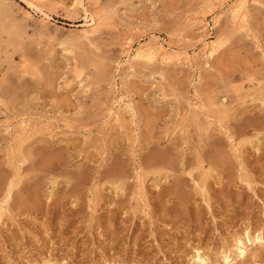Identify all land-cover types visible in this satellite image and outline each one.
<instances>
[{"label":"rangeland","instance_id":"374dc122","mask_svg":"<svg viewBox=\"0 0 264 264\" xmlns=\"http://www.w3.org/2000/svg\"><path fill=\"white\" fill-rule=\"evenodd\" d=\"M27 1L2 0L0 264H264V0H81L88 39L77 0Z\"/></svg>","mask_w":264,"mask_h":264},{"label":"bare ground","instance_id":"6f19581e","mask_svg":"<svg viewBox=\"0 0 264 264\" xmlns=\"http://www.w3.org/2000/svg\"><path fill=\"white\" fill-rule=\"evenodd\" d=\"M41 1V0H40ZM241 1V0H240ZM246 0H244V2H245ZM25 2V1H24ZM212 3H210V5L209 6H207V9H209V10H214V8H216L215 7V5L217 4V3H219V2H222V0H212L211 1ZM243 2V4H240V5H235V3H234V5L235 6H233V7H231L230 9L232 10H230L231 11V14H232V16H233V18L234 19H236V22H237V18H239L241 15H242V9L244 8V6H245V3ZM223 3V2H222ZM27 4L30 6V8H33V9H35L39 14H41V16H44V18L41 20V21H46V20H48L49 19V16L45 13V12H43V10H42V8H41V6L39 5L38 6V0H29V1H27ZM220 4V3H219ZM6 6V4H3V2H2V0H0V30L1 31H3V32H5V33H7L8 34V36H9V45H14V44H16V43H18L19 42V40H20V37H21V34H20V30L17 28V26L15 25V23L14 24H11L10 26H8L7 24H6V20H7V10H6V8H5V6ZM77 5L79 6V7H81L82 8V11H83V13H84V21H85V25L83 26V30L82 31H80L81 33H82V35L80 36L81 38H85V39H88L90 36H92L94 33H96L97 32V30L99 29V27H101V25H100V23L101 24H103L102 23V21L100 22V19H101V17H102V15H101V12L102 11H100L99 10V8H97V9H95L93 12H92V10H88L87 9V7H85L84 6V4H83V2L81 1V0H77ZM90 5V4H89ZM96 5V4H95ZM94 6V5H93ZM217 6V5H216ZM99 7V6H98ZM103 8V7H102ZM108 9V8H107ZM244 10V9H243ZM245 11V10H244ZM213 12V11H212ZM103 13V12H102ZM245 13V12H244ZM106 14V13H105ZM210 14V12L208 11L207 13H203L202 14V16H198V17H196V18H194L192 21H193V23H191L190 25L191 26H199V25H202L203 23H205V18L208 16V15ZM244 15V14H243ZM242 15V16H243ZM246 15V14H245ZM242 16H241V18H242ZM105 17V16H104ZM106 17H107V14H106ZM106 17H105V20L107 21L108 20V17H107V19H106ZM244 17V16H243ZM193 18V17H192ZM241 18H239V19H241ZM245 18V17H244ZM244 20V19H243ZM104 21V20H103ZM188 21V20H187ZM191 21V20H190ZM189 21V22H190ZM215 21V22H214ZM213 21V24H214V26L215 25H217V23H218V19H216V20H214ZM105 23V22H104ZM206 24V23H205ZM108 26V25H107ZM205 25H202V27H200V28H198L199 30H201L203 27H204ZM193 27H190V28H193ZM102 28V27H101ZM194 29H197V27L196 28H194ZM197 29V30H198ZM205 29V28H204ZM241 29V28H240ZM196 30V31H197ZM194 31V30H193ZM204 31V30H203ZM249 31V30H248ZM79 32V33H80ZM201 32H202V30H201ZM140 34V33H139ZM201 37H203V36H201ZM81 38H80V40H81ZM218 38V37H217ZM68 39H69V37H68ZM72 39H73V37H72ZM218 39H220V38H218ZM8 40V39H7ZM80 40L78 41L79 43H80ZM64 42L63 43H65V44H68V45H74L75 43L74 42H72V41H69L68 43H66V41L65 40H63ZM224 41V40H223ZM223 41H220V42H222V44L220 43V42H218V40L217 41H213L211 44H205L204 46V51L206 50V58H208V59H210L219 49H220V47L221 46H223ZM62 43V44H63ZM64 44V45H65ZM78 44V43H77ZM131 42H130V40L127 38V46H128V48H130L131 47ZM7 45H8V43H7ZM66 46V45H65ZM72 47V46H71ZM75 47V46H74ZM73 48V47H72ZM69 49H71V48H69ZM158 50H160V49H158ZM167 51V50H166ZM157 51H154L152 48H150L149 46L147 47V48H141V49H139V50H137L136 51V53H135V55H134V57H132L133 58V60H142L143 62L145 61V62H152L153 61V59L156 57V55H157V53H156ZM170 54V53H169ZM204 54V53H203ZM202 54V55H203ZM165 57H164V56ZM162 55V57L161 58H163L162 60L163 61H167V60H174V61H177V62H179L181 59H182V57H183V55H184V59H183V61L184 62H189V61H191L192 60V57L191 56H189L188 55V53L185 51V52H183L182 51V53H180V54H173V55H171L170 54V56H168L167 57V53H165V54H163ZM201 55V56H202ZM208 59H207V61H208ZM207 65V64H206ZM249 94H250V92H249ZM253 95V94H252ZM259 100V99H258ZM215 110V109H214ZM223 112V111H222ZM23 133V132H22ZM21 135V134H20ZM117 186V185H116ZM262 243H264V236L263 237H258V238H256V239H254L252 242H250V246H256V245H259V244H262ZM250 246H249V248H250ZM248 248V249H249ZM235 252V255H236V257L237 258H240V259H245L246 258V256H247V253H248V250H247V248L245 247V245L240 241V240H238L237 242H236V247H235V250H234ZM227 261H230L231 262V260L230 259H226ZM236 260V259H235ZM195 262H199L200 264H206V259L204 258V256L201 254V252L200 251H196V253H195V256H194V262L192 263V264H194ZM233 262V261H232ZM47 264H50V262L49 263H47Z\"/></svg>","mask_w":264,"mask_h":264}]
</instances>
